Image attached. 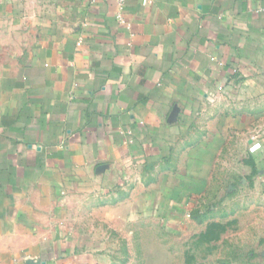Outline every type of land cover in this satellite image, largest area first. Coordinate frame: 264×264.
Listing matches in <instances>:
<instances>
[{
  "label": "crops",
  "instance_id": "0c3cea01",
  "mask_svg": "<svg viewBox=\"0 0 264 264\" xmlns=\"http://www.w3.org/2000/svg\"><path fill=\"white\" fill-rule=\"evenodd\" d=\"M187 176L264 204V0H0V264Z\"/></svg>",
  "mask_w": 264,
  "mask_h": 264
},
{
  "label": "rangeland",
  "instance_id": "374dc122",
  "mask_svg": "<svg viewBox=\"0 0 264 264\" xmlns=\"http://www.w3.org/2000/svg\"><path fill=\"white\" fill-rule=\"evenodd\" d=\"M160 181L163 193H139L133 209L71 212L84 263L264 264V204L253 195L226 199L221 185L189 176Z\"/></svg>",
  "mask_w": 264,
  "mask_h": 264
},
{
  "label": "built area",
  "instance_id": "2783aa9c",
  "mask_svg": "<svg viewBox=\"0 0 264 264\" xmlns=\"http://www.w3.org/2000/svg\"><path fill=\"white\" fill-rule=\"evenodd\" d=\"M116 1H117L118 5L120 6V8H122V9H123L125 3L127 2V0H116ZM118 18H119L122 22L125 21L122 12H120V13L118 14Z\"/></svg>",
  "mask_w": 264,
  "mask_h": 264
},
{
  "label": "water",
  "instance_id": "95a60500",
  "mask_svg": "<svg viewBox=\"0 0 264 264\" xmlns=\"http://www.w3.org/2000/svg\"><path fill=\"white\" fill-rule=\"evenodd\" d=\"M43 264H46L45 262H43Z\"/></svg>",
  "mask_w": 264,
  "mask_h": 264
}]
</instances>
